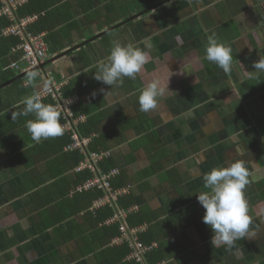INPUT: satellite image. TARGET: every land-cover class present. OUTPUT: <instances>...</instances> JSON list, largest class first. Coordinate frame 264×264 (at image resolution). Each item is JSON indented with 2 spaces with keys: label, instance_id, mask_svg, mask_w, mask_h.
Returning a JSON list of instances; mask_svg holds the SVG:
<instances>
[{
  "label": "crops",
  "instance_id": "crops-1",
  "mask_svg": "<svg viewBox=\"0 0 264 264\" xmlns=\"http://www.w3.org/2000/svg\"><path fill=\"white\" fill-rule=\"evenodd\" d=\"M51 1L52 22L62 21L53 30L65 34L59 52L51 55L47 45L48 58L41 63L73 50L38 71L44 75H38V85H26L39 92L52 83L63 88L71 82L81 93L80 101L105 115L100 128L104 133L115 131L119 146L114 156L135 193L130 211L159 213L158 222L172 224L163 240V262L264 264V73L253 72L254 62L264 55V0ZM27 2L20 0L16 14ZM36 20L37 16L21 21ZM212 32L233 50L230 72L205 59ZM114 40L148 51L150 60L135 79L126 77L121 87L111 90L94 79V72L100 61L107 62ZM153 79L169 83L170 91L166 89L157 109L145 113L138 97ZM11 136L21 139L19 132ZM236 159L249 162L245 197L255 235L235 241L232 248L214 247L196 193L205 190L204 174ZM25 164L0 148V264H111L102 254L121 244L116 237L111 246L92 251L86 245L97 237L98 228L85 212L56 225L65 200H50L46 207L34 202L35 193L56 179L34 186L45 164ZM74 173L75 168L67 171L66 179L74 180ZM83 184L77 191H89ZM100 202L95 201L90 211L106 206ZM73 221L81 227L75 237L67 226ZM115 222L110 218L105 225ZM147 227H138L139 235Z\"/></svg>",
  "mask_w": 264,
  "mask_h": 264
},
{
  "label": "trees",
  "instance_id": "trees-1",
  "mask_svg": "<svg viewBox=\"0 0 264 264\" xmlns=\"http://www.w3.org/2000/svg\"><path fill=\"white\" fill-rule=\"evenodd\" d=\"M54 2L51 0H28V2L20 7L17 11V19L34 18L37 20L27 24L25 27L26 33L33 35H45L44 39L49 45L51 55L59 52L58 44L63 41L65 32L54 31L62 21L53 23V8ZM2 4L0 3V7ZM16 24L9 20L6 16L0 17V85L15 78L21 70L12 69L13 63H18L21 68L26 64L22 61L23 53L17 50V47L23 42L18 36H6L4 30L9 26ZM38 76L34 85L41 82ZM59 80V79H58ZM34 91V88L26 85V78L16 81L8 87L0 90V148L9 156H16L20 162L26 163L29 168L45 164L44 170L37 176V182L34 186H44L51 180L56 181L51 186L49 185L45 191L35 193L34 202L45 205L48 201L65 200V204H61V218H56V225L63 222L69 215H76L80 212H85V216L92 224L93 228H98L97 237L93 238V242L87 243L89 250H96L97 247L110 245L113 238L120 236L119 223H112L106 226L108 219L112 218L117 210L130 211L135 205V193H133L130 179L124 175L120 169L117 159L114 156V149L117 148L118 142L114 141L113 133L115 131L104 133L100 128L105 115L96 113L97 107L92 105L88 107L82 101L72 106V112L75 116L85 115L86 121L77 127V133L82 138H90L91 143L88 147L89 152H111V156L99 163V168L105 173L113 169L119 170V175L112 179V187L114 190H122L130 186L128 192L119 196L114 207L110 205L90 211L94 202L104 196L102 191L92 189L89 191H77V187L83 184L88 179L93 177V173L88 170L80 173H74V180L71 182L66 179L65 174L76 168L85 159V155L75 151L69 152L65 149L72 143L71 133H64L62 136L41 140L39 143L34 141L25 127L27 120L33 119L31 115L28 117L19 116L17 119H12L13 112H19L24 105L22 99L29 96ZM62 96L65 99L81 95L77 89V85L69 83L62 88ZM45 104H57L56 100L51 96L42 98ZM60 113V122L65 123L62 112ZM19 132L21 139L14 141L11 134ZM114 141V142H113ZM34 182V179L32 180ZM73 197L70 199L68 195L73 192ZM23 192L19 191V194ZM35 202V203H36ZM47 205L43 206L46 207ZM72 206V208H71ZM68 208V211H65ZM75 208V210H73ZM63 209V210H62ZM72 211V212H71ZM159 213L150 212H130L127 216L126 223L131 229L148 226L146 231L139 235V240L145 245L159 243V248L154 249L147 255V264H159L166 258L164 255V238H166L167 229L172 226L166 221L158 222ZM55 224V223H54ZM53 224V225H54ZM72 237L80 235L81 227L73 222L67 224ZM107 235V236H106ZM105 236V237H104ZM103 237V238H102ZM101 238V239H100ZM111 246V245H110ZM103 258L109 260L111 264H138L135 260H128L130 249L126 243L113 245L108 247L103 252Z\"/></svg>",
  "mask_w": 264,
  "mask_h": 264
},
{
  "label": "clouds",
  "instance_id": "clouds-1",
  "mask_svg": "<svg viewBox=\"0 0 264 264\" xmlns=\"http://www.w3.org/2000/svg\"><path fill=\"white\" fill-rule=\"evenodd\" d=\"M205 59L227 73L232 68L233 50L220 42L217 34L212 32L207 37ZM149 60L148 51L132 43L124 44L114 40L107 62L98 63L94 79L111 86V90L121 87L124 78L135 79ZM253 67L254 73H264V55H259ZM25 72L26 81L34 84L38 73L30 68L25 69ZM166 89L169 90V83L165 86L159 79H153L145 84L138 97L140 111L150 113L157 109L159 99L165 94ZM21 103L24 107L19 112H13L12 119L15 120L19 116L34 117L27 120L25 125L34 141L39 143L41 140L63 135L64 127L60 122V113L52 104L43 103L38 91L34 90L29 96L24 97ZM249 176V162L243 159H236L226 167H214L204 174L205 190L196 195L198 202L205 209L203 223L208 225L213 233L212 246L232 248L235 241L255 235L245 197V189L250 183Z\"/></svg>",
  "mask_w": 264,
  "mask_h": 264
},
{
  "label": "built area",
  "instance_id": "built-area-1",
  "mask_svg": "<svg viewBox=\"0 0 264 264\" xmlns=\"http://www.w3.org/2000/svg\"><path fill=\"white\" fill-rule=\"evenodd\" d=\"M2 6L0 7V17L6 16L13 24L4 30V35L6 36H18L22 39V43L17 47V50L23 53L22 61L26 64L24 68H21L18 63H13L11 65L12 69L24 70L25 69H35L40 66L41 62L48 58V46L44 40V35H33L26 33L25 27L27 26V21L23 22L17 19L16 10L18 5H20V0H0ZM44 79V75L38 74ZM62 85L57 83H52L45 89L39 91L42 98L51 96L57 102L55 107L58 112H62L64 116L65 123L63 124L64 133H71L72 143L65 149L69 152L78 151L85 155L84 161H82L75 169L77 173L88 170L93 173V177L84 182L83 188L85 190L96 189L102 191L104 196L100 198V203L105 205H110L112 207L118 201L119 196L123 193L128 192V188L122 190H114L112 187V179L119 175L118 169H113L108 173H105L99 168V163L105 159L110 158L111 152H89L88 147L91 143L90 138H82L77 133L78 125L86 121L85 115L75 116L72 112V106L76 104L79 100L78 96L72 97L70 99H65L62 96ZM63 133V134H64ZM130 211L119 210L112 219H116L120 223V237L117 238V242L121 244L126 243L131 250L132 260H135L138 264H147V255L152 252L156 244L150 246L145 245L139 240V228H129L126 223V219Z\"/></svg>",
  "mask_w": 264,
  "mask_h": 264
},
{
  "label": "water",
  "instance_id": "water-1",
  "mask_svg": "<svg viewBox=\"0 0 264 264\" xmlns=\"http://www.w3.org/2000/svg\"><path fill=\"white\" fill-rule=\"evenodd\" d=\"M169 1H170V0H169ZM169 1H168V2H169ZM144 14H146V13H143L142 15H144ZM137 17H138V16L134 17V19L137 18ZM129 21H130V19H129L128 21H126L124 24L128 23ZM111 30H113V29H111ZM108 33H109V31L104 32V33H101V35L97 36L95 39L101 38L102 36H104V35H106V34H108ZM88 42H89V41H87V42L84 43V44H87ZM89 43H90V42H89ZM79 46H80V45H79ZM82 46H83V45H82ZM80 47H81V46H80ZM77 48H78V47H77ZM77 48H76V49H77ZM72 50H73V49H72ZM72 50H69V51H66V52L60 53L59 55H57V56H55V57H53V58H51V59L45 61L44 63H41L39 67H37V68H35V69H32V70H35L36 72H38V71H40V70H45V68H46L48 65H51V64L55 63L57 60H59V59L65 57V56L68 55V53L71 52ZM25 77H26V72H23V73L18 74V75H17L15 78H13L12 80H10V81H8V82H6V83L0 85V90H2V89H4V88L8 87L9 85L15 83L16 81H19V80H21V79H24Z\"/></svg>",
  "mask_w": 264,
  "mask_h": 264
},
{
  "label": "rangeland",
  "instance_id": "rangeland-1",
  "mask_svg": "<svg viewBox=\"0 0 264 264\" xmlns=\"http://www.w3.org/2000/svg\"><path fill=\"white\" fill-rule=\"evenodd\" d=\"M51 65H52V64H51ZM51 65H48V68H49Z\"/></svg>",
  "mask_w": 264,
  "mask_h": 264
}]
</instances>
